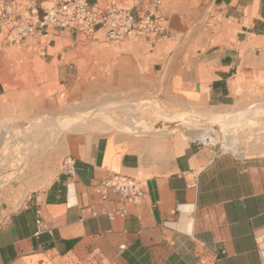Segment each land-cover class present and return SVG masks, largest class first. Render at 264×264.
Masks as SVG:
<instances>
[{"label":"crops","instance_id":"crops-1","mask_svg":"<svg viewBox=\"0 0 264 264\" xmlns=\"http://www.w3.org/2000/svg\"><path fill=\"white\" fill-rule=\"evenodd\" d=\"M91 1L135 10L146 3ZM155 17L165 31L110 51L113 88L137 83L175 105L245 108L264 98V0H163ZM104 40L51 29L26 40L21 59L40 64L38 74L64 75L71 55L77 64L85 47ZM10 46L0 36V125L18 100ZM88 58L87 73L103 68ZM60 149L71 161L0 224V264H264V152L121 130L70 133ZM113 174L145 180L143 202L97 189Z\"/></svg>","mask_w":264,"mask_h":264},{"label":"rangeland","instance_id":"rangeland-1","mask_svg":"<svg viewBox=\"0 0 264 264\" xmlns=\"http://www.w3.org/2000/svg\"><path fill=\"white\" fill-rule=\"evenodd\" d=\"M117 45L107 40L95 43L92 48L85 45L84 59L75 64L71 55L68 62L71 67L68 65L64 75L38 74L42 70L40 64L32 69L30 60L21 59L23 43L12 44L8 49L18 100L12 101L9 117L0 125V224L24 204L32 191L48 184L70 157H62L60 149L70 133L121 130L137 135L168 136L178 132L188 141L192 140L190 135L207 131L214 138L201 141L211 140L216 144L212 147L219 150L223 142V151H235L243 156L264 152V98L245 108L175 105L162 100V90L138 89L137 83L129 89L113 88L106 65L113 58L110 51L119 50ZM90 53L99 58L95 60L97 63L105 62L93 74L86 72L91 63ZM141 79L140 82L147 84L152 81ZM94 114L110 118L85 119ZM170 117L180 122L171 124ZM38 119L44 121H32ZM111 119L151 126L154 129L148 131L162 134L119 129Z\"/></svg>","mask_w":264,"mask_h":264},{"label":"built area","instance_id":"built-area-1","mask_svg":"<svg viewBox=\"0 0 264 264\" xmlns=\"http://www.w3.org/2000/svg\"><path fill=\"white\" fill-rule=\"evenodd\" d=\"M162 1L146 0L144 10H135L115 3L102 7L91 0H52L50 5L48 0H0V36L9 44H22L51 29L69 33L90 32L93 35L101 32L111 43L141 38L165 31L155 17V10ZM203 142L216 145L211 141ZM222 143L220 152L224 153ZM69 161L70 157L63 164ZM196 184L197 178L190 186ZM96 187L110 190L133 204H141L147 194L145 180L123 174L103 178ZM102 198L107 199V194L104 193Z\"/></svg>","mask_w":264,"mask_h":264},{"label":"bare ground","instance_id":"bare-ground-1","mask_svg":"<svg viewBox=\"0 0 264 264\" xmlns=\"http://www.w3.org/2000/svg\"><path fill=\"white\" fill-rule=\"evenodd\" d=\"M263 106H264V104H263ZM173 115V114H172ZM84 117V116H83ZM90 117H98V118H105V119H109L107 116H104V115H101V114H94V115H88V116H86L85 117V119H87V118H90ZM170 119V121H169V123H176V122H180V120L179 119H177L176 117H170L169 118ZM90 120V119H89ZM88 120V121H89ZM101 120V119H100ZM110 121H112L113 123H114V125L117 127V128H119V129H127V130H145V131H148V130H152V129H154V127H151V126H145V125H141V126H137V125H132V124H128V123H126V122H123V121H120V120H110ZM168 121V120H167ZM182 122V121H181ZM83 123V122H82ZM92 124V123H91ZM168 125V124H167ZM51 129V128H50ZM159 131H161V129H158ZM49 131V133H50V131L51 130H48ZM1 130H0V135H1ZM208 137H212V138H214L213 137V135H211L209 132H207V131H203V132H201L200 134H198V135H194V136H189V138H191L192 140H196V139H198V140H205V139H208ZM209 141H211V140H209ZM214 145H215V143L213 142V141H211Z\"/></svg>","mask_w":264,"mask_h":264}]
</instances>
